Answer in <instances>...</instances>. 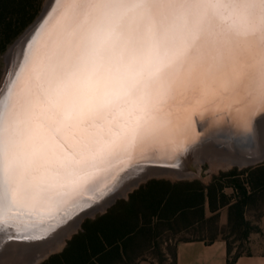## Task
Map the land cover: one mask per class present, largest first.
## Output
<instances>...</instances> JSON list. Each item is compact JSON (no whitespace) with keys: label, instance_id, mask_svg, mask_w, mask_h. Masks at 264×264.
<instances>
[{"label":"snow or ice","instance_id":"6c2138e0","mask_svg":"<svg viewBox=\"0 0 264 264\" xmlns=\"http://www.w3.org/2000/svg\"><path fill=\"white\" fill-rule=\"evenodd\" d=\"M0 65V264L199 121L264 140V0H51Z\"/></svg>","mask_w":264,"mask_h":264},{"label":"trees","instance_id":"16d2710c","mask_svg":"<svg viewBox=\"0 0 264 264\" xmlns=\"http://www.w3.org/2000/svg\"><path fill=\"white\" fill-rule=\"evenodd\" d=\"M41 6L39 0H0V49L33 23ZM263 203V166L215 177L205 186L199 182L171 184L150 180L128 199L116 201L104 214L84 220L64 249L40 264H133L149 248L157 247V240L167 232L177 234L194 226L202 229L206 209L208 220L212 221L220 209L226 208L228 225L243 227L246 239L258 232V226L249 229L245 214ZM225 241L231 264L243 252L236 251L230 257L232 247ZM169 261L174 264L173 248Z\"/></svg>","mask_w":264,"mask_h":264},{"label":"water","instance_id":"95a60500","mask_svg":"<svg viewBox=\"0 0 264 264\" xmlns=\"http://www.w3.org/2000/svg\"><path fill=\"white\" fill-rule=\"evenodd\" d=\"M56 2L59 3V0H56ZM50 4L51 0L44 1L41 11L31 25L37 23L45 8ZM199 123H207V127L203 131L197 127L196 132L199 133V138L195 145L188 146L180 151L166 149L147 159L137 158L131 166L123 167L118 172L113 184L110 186V190L98 192L95 194L94 199L84 201L82 207L76 208L70 216H65L60 219L59 223L53 224L52 229L46 234L45 240L39 241V243L36 242L37 247L35 249L33 248L36 245L35 243L33 247L29 248H33L34 251L39 253L40 260L47 259L55 250H52L53 246L46 241L51 240L53 237L63 238L67 236V238H70L76 230L73 228L74 225L79 226L84 219L92 217L98 212L106 211L117 199L126 196L137 187L143 179L165 174L185 177L196 163V160L204 154L218 153L238 160L241 166L245 165L246 162L245 166L255 164L264 158V140L259 135L234 126L226 120L218 123H208L205 120L199 121ZM3 230L6 229L0 226V231Z\"/></svg>","mask_w":264,"mask_h":264},{"label":"rangeland","instance_id":"374dc122","mask_svg":"<svg viewBox=\"0 0 264 264\" xmlns=\"http://www.w3.org/2000/svg\"><path fill=\"white\" fill-rule=\"evenodd\" d=\"M44 1L45 0H39V2H41L42 5ZM2 77H3V71H2V65H0V79H2ZM224 161H225L224 156H221V155L219 156L218 153L204 154L201 156L200 159L196 160V163L191 167V169L188 171L185 177H179L175 174H167V175L165 174V175H160L157 177L143 179L141 182L138 183V186L135 187L131 192H129L126 196H123L117 199L116 201L121 200V199H124V200L128 199L129 195L133 191L137 190L141 185L145 184L146 182L150 180L164 181V182H168L171 184L178 183V182H187V183L199 182L201 185L205 186V185H208L211 182V180L215 177L216 178L221 177L222 175H226L229 173L237 174L242 171H246L248 169L255 168L258 166L264 167V158L261 161L255 164H252V165H248V166H241L234 162L227 163L226 161L225 162ZM226 192L228 193V195L231 194V191L228 189L226 190ZM106 211L98 212L94 216L88 217L86 219H93L98 215L104 214ZM205 214L206 215H205V220L203 222L204 225L202 229L198 228V226H194L193 228H189L187 231H182L177 234H174L172 232H167L164 236H162L159 240H157V243H158L157 247L149 248L147 251L143 253V255L136 258L133 264H170V261H169L170 253H171V249L173 248L174 244L182 240L195 239V238L210 239L211 237H221L224 240L227 239V241L231 244L233 252H236V251L247 252L248 251L247 239L253 233L249 234V236L245 239L243 237L244 235L243 227H240L239 229H237L236 228L237 226L233 224L228 225L226 208L220 209L217 215L214 216L215 218L212 221L208 220L210 215L207 209H206ZM263 214H264V203L260 204L258 206V209H255L253 207L248 209V211L245 214V222L249 226V229L258 226L259 219L261 215ZM82 223L76 228L75 232L70 236V238L65 239L63 246H59L57 249H55L53 254H57L64 249L67 241L70 240L71 237L80 230ZM0 232H3V231H0ZM2 237L4 239L3 234L0 233V238L2 239ZM1 239H0V247L4 245L2 244ZM11 242L12 244H20V246H23V242L21 243L19 241H10L9 243ZM32 251H33V248H26L25 255L22 258H25L28 255H31ZM43 261L44 260H39V262L36 264H40Z\"/></svg>","mask_w":264,"mask_h":264},{"label":"crops","instance_id":"0c3cea01","mask_svg":"<svg viewBox=\"0 0 264 264\" xmlns=\"http://www.w3.org/2000/svg\"><path fill=\"white\" fill-rule=\"evenodd\" d=\"M247 248L231 264H264V216L259 219L258 232L247 239ZM173 254L174 264H228L226 241L221 237L179 241L173 246Z\"/></svg>","mask_w":264,"mask_h":264},{"label":"bare ground","instance_id":"6f19581e","mask_svg":"<svg viewBox=\"0 0 264 264\" xmlns=\"http://www.w3.org/2000/svg\"><path fill=\"white\" fill-rule=\"evenodd\" d=\"M263 149H264V144H263ZM219 156H220V154H219ZM222 156V155H221ZM224 159H225V161L228 163H237V164H239V161L238 160H235V159H233V158H229V157H226V156H224ZM224 161V162H225ZM247 164V162L245 163V165ZM245 165H243V166H245ZM167 175V174H166ZM5 231L6 230H3V232H0V233H2L3 234V236H4V233H5ZM1 239V238H0ZM2 241V244H5V243H9L10 241H5L4 239H3V237H2V239H1ZM3 240H4V242H3ZM12 243V242H11ZM22 243V242H21ZM39 243V242H38ZM36 245H34V249L37 247V243H35ZM14 245H20V244H14ZM22 245V244H21ZM33 246V245H32ZM34 249H33V252L31 253V255H28L27 257H25V258H21V259H23V260H25V261H30V262H33V264H36V263H38L39 262V253H37L36 251H34ZM36 252V253H35Z\"/></svg>","mask_w":264,"mask_h":264}]
</instances>
